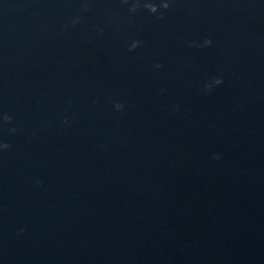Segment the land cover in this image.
I'll return each mask as SVG.
<instances>
[{
    "label": "water",
    "instance_id": "95a60500",
    "mask_svg": "<svg viewBox=\"0 0 264 264\" xmlns=\"http://www.w3.org/2000/svg\"><path fill=\"white\" fill-rule=\"evenodd\" d=\"M136 2L0 0V264H264V0Z\"/></svg>",
    "mask_w": 264,
    "mask_h": 264
},
{
    "label": "clouds",
    "instance_id": "9594fccd",
    "mask_svg": "<svg viewBox=\"0 0 264 264\" xmlns=\"http://www.w3.org/2000/svg\"><path fill=\"white\" fill-rule=\"evenodd\" d=\"M122 3L127 4L129 2V0H121ZM170 6V0H162V2L159 4V6H157L156 4L150 2V0H144L142 7L145 11H147L150 15H155L158 13V11L160 9H162L163 11H167L169 9ZM141 7V4L139 3V0H137L136 3H133L132 6L128 9L129 13H135L138 8ZM82 10L86 11L87 10V4H82ZM163 18V13L161 12L160 15L157 16V19H162ZM79 21V17H76L75 20L72 21L73 24H76ZM141 41H133L129 47H128V51H133L136 48L141 46ZM212 41L211 39H204L202 41V43H191L189 44V47H200V48H204V47H209L211 46ZM161 67L160 64H155L154 68L159 69ZM222 79L219 77L213 78L210 82H206L203 86V90L205 92H209L211 91V89L214 86H219L222 83ZM123 104L121 103H115L113 105V109L114 111H121L123 109ZM2 122L4 124H7L11 121V117L7 114H4L2 116ZM66 123V122H65ZM10 132H15L16 129L15 128H11L9 129ZM10 147V145L8 143H0V151H5ZM219 156H214L213 159H219ZM37 184H39V182H37Z\"/></svg>",
    "mask_w": 264,
    "mask_h": 264
}]
</instances>
